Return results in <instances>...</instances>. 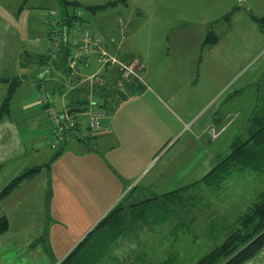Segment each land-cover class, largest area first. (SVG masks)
<instances>
[{
  "label": "crops",
  "instance_id": "obj_1",
  "mask_svg": "<svg viewBox=\"0 0 264 264\" xmlns=\"http://www.w3.org/2000/svg\"><path fill=\"white\" fill-rule=\"evenodd\" d=\"M33 1L0 0V4H14L15 9L20 4H22L21 8H23L25 4L33 3ZM43 1L49 0H36V4L39 5ZM75 1L86 6H92L114 0H101V2ZM170 1L163 0L162 10L145 16L142 23H137L138 16L135 19L134 13L131 12L126 20L125 18H119L117 25H109L108 34L96 32L103 34L107 38V49L109 52L116 53L124 61L137 58L142 62L143 69L141 70L140 80L135 79L128 82L120 81L118 69L101 67V70L99 68L96 71L107 80V84L105 87L94 89L93 95L100 100H110L112 102L118 100L117 94H120L124 100L117 112H111L103 106L108 113L106 124L94 132L90 131L91 138L92 140L94 139L97 147L88 146V149L79 151L77 157H84L85 159L81 163H87V161L91 162L102 156V162H93L96 165L91 164L88 167L90 172L93 170L99 171V166L102 169H109L107 174H114L117 182L121 179H128L130 185L128 189L131 190H133L138 179H143L145 190L150 193V195H144V197H151L132 203L129 206L122 204L127 207V216L132 218L125 222V226L137 229L134 230L136 231L134 243L138 245V250L135 252L129 251L130 253L121 252L119 247L124 242L123 240L129 231L121 233L113 242L109 254L100 264H105V261L108 262L107 264H121V261L125 260H129V262L134 260L150 261V258L145 255L147 253L145 249L148 252H153L152 244L158 245V248H155L157 252H162L163 250L168 252L169 248L179 247V243L187 235L192 237V242L189 241L186 248L190 253L181 255V257L191 258L192 254H200L201 256L203 252L199 251L197 247H189L200 243L197 239V230L208 236L206 248L212 250L226 239L229 230L237 224L239 217L244 214L250 205V203H246L240 207L241 211L234 223H230L228 216L224 217L219 214L218 216L217 214L205 216L203 217L205 221L201 223L195 215L198 212L197 209L191 206L195 192L190 193L183 186L196 185V190H202L204 186H208L209 189L213 187L217 190H225L226 180L230 177V174L217 170V167L231 153L232 144L237 141L242 142L247 137H235L233 143H230L228 152L227 143L222 144L220 140L227 135L232 126L240 124L237 119L242 115H246L249 112V116H251L255 111L264 109V88L262 84H254L253 89H250L251 92H247V96L245 91L247 86L240 85L232 90L233 85H231L229 77L226 80L224 79L222 91L216 92L213 88L203 92L196 87L199 81L197 77L200 68L205 64H210V56L219 55L222 51L221 48H224L226 43L236 42L239 45L241 44L242 40L238 36L249 19L253 22L257 32H263L259 22L253 18L257 17V14L253 15L252 12L242 8L243 3L239 4V0H186L184 2L183 0H172L175 8L172 7ZM130 2L133 3L134 0H126V2H121L109 9L117 8L119 5L127 7ZM243 2L253 6L249 0H243ZM108 11L107 9L93 15L98 16L100 14L98 18L101 20L105 16L103 15L104 12ZM228 14H231V19L225 21L224 17ZM10 15L0 13V104L5 98L4 95H7L12 80L19 79L20 83L13 95L15 101L10 109L12 115L21 117V124L17 127L19 140L15 142L18 154L16 158L17 165L14 168L18 172L10 179V182L29 169L40 168L41 170L24 181L18 189L5 198L0 203L2 207L12 204L17 199L11 196L16 191L19 192L24 183L34 181L39 177L42 181L43 168L48 161L44 160V150L40 148V145L48 143V140L52 141L54 133L45 107L40 104L41 93L44 91L49 95L52 102L57 101L63 105H71L75 109L81 110V112L77 113V117L79 115L78 120L80 119L81 121L80 127H83V123L87 118L84 113L90 104L87 101L90 88L80 79L81 75H77L74 78L71 77L70 66H67L68 69L65 72L64 64L62 65L59 61L56 62L57 64H49L44 62V60L42 61L41 58L43 56L45 58L48 57V49L44 53H40L36 45L29 42L18 26L8 21V16ZM257 18L259 19V17ZM206 23H214L215 25L214 27L211 25L209 28L206 27ZM211 32L219 37V41L216 44L204 45ZM111 40L113 41L110 42ZM43 42L41 43L42 46L44 45ZM44 43L45 45L49 44L47 41ZM163 46L169 52L174 53L163 56ZM122 51H124V54H122ZM9 52L16 54L9 61H6V54ZM126 57L133 58L128 59ZM164 57L167 60L176 62L180 68H187L186 73L191 77L187 82V89H189H186L187 91L183 93L184 98L182 100L180 99L181 93L168 91L163 96V70L160 67H163ZM240 59L242 60L241 55ZM2 62H4V65ZM235 66L241 67L242 62L238 65L235 64ZM8 67L10 70L7 69ZM61 68H63V71H60ZM78 69L86 73L91 70L90 65L79 66ZM96 72L94 74H97ZM94 74L90 73L87 76ZM49 77L54 80L51 84L47 83ZM153 83L158 85L159 94H156L149 87H153L151 85ZM141 88H145V90L140 92ZM225 88L229 90L226 98L217 107L213 108L215 105L213 102L220 101L224 96L222 92ZM245 96V100H247L245 102L246 107L241 101ZM174 100H180L182 106L179 103H174ZM167 101H172L175 107H168ZM211 109V113L198 125V129L192 131V137L202 141L201 149L198 150L197 148L195 151V146L193 147L194 144H192L194 143L193 140H189L181 147V150L189 152V155L180 159L175 154L163 167V155L157 159L159 153L163 151V129H166L169 125L176 127V124H179L180 128H176L175 136H177L181 133L183 127L190 124L194 126V121L198 115H205ZM9 116L1 125L6 124V127L3 130L0 129V150L4 152L13 144L10 143L9 146L7 144V134L10 131L7 125H16V122L11 120ZM175 116L178 121L173 119ZM232 116L234 118L238 116L233 123H231ZM76 139L80 143L83 142L81 138ZM179 140L170 147V151L179 144ZM123 142L132 143L126 145L119 159L113 158L123 146ZM53 144L54 142L52 141ZM62 144H60V148ZM100 146L108 151L103 154L100 153ZM216 160L218 161L217 164H215ZM155 161L158 165L156 173L152 177L142 178L143 174ZM0 166H2L1 163ZM120 166H122L121 169ZM1 170L2 167L0 168ZM217 174L222 177V182L218 184L215 183ZM163 178L165 180L168 179V182L164 185ZM123 190L120 188L116 192H123ZM171 193L174 194L175 200L167 205H161L160 203L142 205V203L147 201H163L158 198ZM42 194L45 198L46 192L44 191ZM180 199L184 201L182 202L183 204H181ZM47 202L45 198V203L47 204ZM188 203L191 205H186ZM119 204L121 203H117L115 206ZM149 206L151 209H149ZM175 207L183 209L185 218L192 223L191 228L186 223L175 221L176 218L173 216V208ZM111 210L104 213L102 218H100L101 215L97 218V220L100 219L98 223L90 229L79 243L87 237ZM0 212L2 216L9 218L7 210H1V206ZM2 235L4 234H0V236ZM42 237L44 236L34 238L29 246L34 248ZM79 243L57 264L65 260ZM175 245L177 246L175 247ZM165 258L169 260V258L174 257L168 258L167 253ZM144 264L146 263L144 262ZM242 264H264V247L254 257Z\"/></svg>",
  "mask_w": 264,
  "mask_h": 264
},
{
  "label": "rangeland",
  "instance_id": "obj_2",
  "mask_svg": "<svg viewBox=\"0 0 264 264\" xmlns=\"http://www.w3.org/2000/svg\"><path fill=\"white\" fill-rule=\"evenodd\" d=\"M184 1L186 0H183V2ZM250 1L253 6L247 2L244 4L243 0H239V4L243 3L242 8L252 12L253 15L257 14L256 16L259 18H264V0H249V2ZM86 2H101V0H88ZM170 2L172 7L175 8L173 1L171 0ZM17 7L14 9V4H0V13L3 15L11 14L8 16V21L17 25L29 42L36 45L40 53H44L48 49L47 56L50 58L49 52L53 45L51 42L52 40H50L53 30L51 23L53 20V13L56 15L59 13L56 1H43L38 5L36 4V0H34L33 3L25 4L23 8H21L22 4ZM162 8L163 0H134V2H130L127 7L119 5L117 8L108 9L109 11L104 12L103 15L105 16H103L104 18H101V20L98 18L100 14L95 16L88 13L84 18L85 25L84 23L82 24L83 28L88 26L86 29L93 33L103 32L108 34L109 25H117L119 18H125L126 20L131 12L134 13L135 19L138 16L137 23H142L145 16L156 11H161ZM211 25L214 27L215 24L206 23V27L210 28ZM238 38L242 40L240 45L236 42L226 43L224 48H221L222 51L219 55L216 54L215 57L210 56L211 60L209 65L205 64L200 68L197 77L199 81L196 85L198 89L203 92L212 90L213 88L216 92L222 91L224 79L226 80L227 77L230 78L231 85H233L232 90L240 85L247 86L245 90L246 96L247 92H251L250 89H253L254 84H262L264 88V33L260 31L257 32L253 22L249 19ZM231 39L233 40L232 36ZM43 41H47L49 44L45 45ZM112 41L113 40L110 42ZM42 42L44 44L43 46L41 44ZM173 53L174 52H169L168 49L163 46V56L172 55ZM15 54L16 53H7L5 58L6 61H9ZM122 54H124V51H122ZM240 55L242 60L240 59ZM126 58L129 59L133 57ZM241 62V67L235 66V64L238 65ZM2 63L4 65V62ZM67 66L68 64H64L63 66V68L66 69L65 72L68 69ZM76 66L79 67L83 65ZM101 66L102 62H99L98 57L94 56L90 63V72L86 73L77 68L78 74H80L81 71V80L90 88L87 101H89L88 103L95 102L101 105L103 104L102 106L107 110L117 112L124 100L120 94H117L118 100L112 102L110 100H100L93 95V90L105 87L107 80L101 75L104 81V83L101 84L99 83L100 80L95 79L92 81L87 75H90V73L94 74L99 68L101 70ZM63 68H61L60 71H63ZM7 69L10 70L9 67ZM160 69L163 70V96H165L168 91L171 93H181L180 99L182 100L184 98L183 93L189 89H187V82L191 78L186 73L187 68H180L176 62L167 60L164 57L163 67H160ZM88 77L90 80H88ZM53 82L54 80L49 77L47 83L51 84ZM151 85L153 87H149L156 94H159L158 85L154 83ZM144 90L145 88H141L140 92ZM228 92L229 90L225 88L222 92L224 96L220 101L216 103L213 102V104H215L213 108L224 101ZM246 96L241 99L245 107V102H247V100H245ZM259 96L261 97L260 94ZM4 97L5 98H3L0 104L1 108L7 96L4 95ZM14 101L15 99L11 98L9 108L13 107ZM54 102L61 104L57 101ZM164 102L166 101L164 100ZM249 102H251V100H249ZM174 103H179V105L182 106L180 100H174ZM174 103H172V101H167L168 107L174 108ZM212 109L205 115H198L194 121V126L190 124L183 127L181 133L177 136H175V134L176 130L180 128L179 124H176V127L169 125L166 129H163V151L159 153L157 158L159 159V157L163 155V167H165L166 162L175 154H177V158L180 159L189 155V152L181 150V147L189 140H193L194 143L192 144H194L193 147L195 146V151L197 148L198 150L201 149L202 141L196 139V137L193 138L192 131L198 129V125L208 117ZM9 114L2 119L0 126L8 116L11 120L16 122V125H7L10 130L7 134V144L8 146L10 143L13 144L6 152L0 150V163L2 165L0 166V168L2 167L0 171V192L10 183V179L18 172L14 168L17 165L16 158L18 154L15 142L19 140L17 127L21 124V117L12 115L11 109ZM84 114L88 116V110H86ZM81 117H83V115H81ZM237 118L238 116L235 118L232 116L231 123L235 122ZM173 119L178 121L176 116ZM196 121L198 122L196 123ZM249 121L250 117L248 112V114L242 115L237 119V122H240V124L232 126L227 132V135L221 138L220 143H227L226 145H228L226 147L227 152L229 151L230 143H233L235 137L240 136L241 138H246L250 136L251 122ZM87 126L88 119L86 118L82 128L89 133L90 137H85L82 143H80L78 139L70 137L68 138L67 144L64 142L61 148L53 147L52 141L54 137H52V141L48 140V143L40 145V148L44 150V160L46 159L48 161L43 168L42 181L39 177L34 181L24 183L22 189L19 192L16 191L11 196L17 198L12 204L4 207L0 204L1 210H7L8 212L10 230L6 234L0 236V264H57L80 242L90 229L98 223L100 219L97 220V218H99L100 215V218H102L103 214L111 210L117 203L129 206L145 198H151L149 196L144 197V195H150V193L146 192L147 190H145L143 179H138L133 190H131L128 189L130 186L128 179H121L117 182L114 174H107L109 169H102L99 166V171L93 170L90 172L88 167L91 164L96 165L93 162H102V156L91 162L87 161V163H81L85 158L82 156L77 157V153L88 149V146L97 147L96 142L91 138V132L96 130L90 132ZM4 127H6V124L1 126L0 129L3 130ZM177 140H179V144L170 151V147ZM131 143L132 142H123V146L113 158L119 159L126 145H130ZM62 148H64L65 151L58 157V153ZM107 151V149H103L101 146L99 147L100 153L103 154ZM56 155L57 157L55 158ZM156 161L152 163L143 174L142 178L152 177L156 173L158 168ZM217 162L216 160L215 164H217ZM121 168L122 166H120V169ZM167 182L168 179L165 180L163 178V185ZM120 188L124 189L123 192H116ZM183 188L190 193L195 192L192 205L190 203L186 205H191L193 208L197 209L198 212H196L195 215L201 223L205 221L203 217L213 214H217V216L219 214L224 217L228 216L230 223H234L241 211V206L246 203L255 204L259 200L258 194L264 188V173L257 174L249 172L248 169L239 168L226 180L225 190H217L213 187L209 189L208 186H204L202 190H196V185L190 187L183 186ZM44 191L46 192V202L48 200L47 204L42 194ZM0 216H2V214ZM173 216L176 218L175 221L186 223L191 228L192 223L189 219L185 218L182 208H173ZM124 217L126 222L132 219L130 216ZM41 223H43V225H41ZM134 230L137 229L132 227L127 228L124 224L122 233L129 232L124 238V242L119 247L121 252L130 253L138 250V245L134 243V236H136V231ZM197 233V239L200 243L194 246L190 245L189 247H197L199 251L205 252L208 250V248H206L208 236L200 230H197ZM42 235L45 236L44 239L37 243L34 248H31L29 244L32 243V240ZM189 241L192 242V237L187 235L181 240L179 247L175 245L176 248H169L168 252L164 250L162 252H157L155 248H158V245L152 244L153 252H148L145 249L147 252L145 255L150 258V261L141 262L142 264H144V262L146 264H161L163 261L162 264H166L168 260L165 256L168 253V258L173 256V260L177 262L173 264H194V262L197 261L195 258H199L200 254H192L191 258L181 257V255H188L187 253H190L189 250L186 249Z\"/></svg>",
  "mask_w": 264,
  "mask_h": 264
},
{
  "label": "trees",
  "instance_id": "obj_3",
  "mask_svg": "<svg viewBox=\"0 0 264 264\" xmlns=\"http://www.w3.org/2000/svg\"><path fill=\"white\" fill-rule=\"evenodd\" d=\"M55 1L59 12V23L67 29H70L75 22L85 24V14L103 12L121 2H126V0H114L101 5L86 6L75 0ZM79 10L83 11L84 16H77L76 11ZM253 18L259 22L261 30L264 33V18ZM224 19L225 21H229L231 19V14L225 16ZM218 41L219 37L211 32L204 45L216 44ZM60 49L61 51L54 60H50L48 57L45 58V56H43L41 60L49 64H57L56 62L59 61L62 65L68 64L69 66L72 51L64 43ZM19 83V79L12 80L11 87L6 95V100L2 108H0V122L10 112L9 102L11 98H13ZM71 107L72 113L77 114L81 112V110L75 109L73 106ZM249 117V122H251L249 138L247 137L242 142H234L231 153L227 155L223 162L217 167V170H222V172L230 174L229 176L235 173L239 168L248 169V171L252 173H264V109L255 111L253 115ZM40 170V168H32L13 179L1 191L0 203L18 189L24 181L39 173ZM219 182H222V177L217 174L215 183L218 184ZM258 196L259 200L255 204H250L247 207L244 214L239 217L237 224L229 230L226 239L221 244L217 245L216 248L201 253V256L194 264H242L254 257L264 247V188L260 191ZM158 199H162L163 201H147L142 203V205L158 203L167 205L169 202L175 200V196L171 193ZM180 202L183 204L182 202L184 201L180 199ZM149 209H151L150 206ZM124 216H127V207L122 204L115 206L60 264H100L109 254L115 239L122 233L123 226L126 222ZM222 229L225 231L224 228ZM8 230V219L5 216H1L0 234H5ZM44 237H42L40 241L43 240ZM107 263L108 262H106V264ZM173 263H176V261H174L173 258H169L166 264ZM121 264H142V262L137 260L129 262V260H125L121 261Z\"/></svg>",
  "mask_w": 264,
  "mask_h": 264
},
{
  "label": "built area",
  "instance_id": "obj_4",
  "mask_svg": "<svg viewBox=\"0 0 264 264\" xmlns=\"http://www.w3.org/2000/svg\"><path fill=\"white\" fill-rule=\"evenodd\" d=\"M77 16H84L83 11H76ZM53 28L52 48L49 52L50 60H54L59 52L63 43L72 51L70 66L71 77H76L78 74L76 65L89 66L93 57L97 56L99 62H102V68L112 67L118 69L120 81H131L139 78L141 70L143 69L142 62L133 58L124 61L119 58L116 53H111L107 49V39L99 33H93L90 30L83 28V24L75 22L70 29L65 28L59 23L58 15L53 13V20L51 23ZM92 81L100 80L99 83L103 84V77L97 73L89 76ZM88 77V80H90ZM81 79V78H80ZM40 104L45 107L48 115L49 123L53 127L54 138L53 147H59L60 144L66 142L68 138H81L89 136L86 130L80 127V119L78 120L77 114L72 113V107L69 105L56 104L52 102L49 95L44 91L40 95ZM88 129L98 130L102 128L107 120L108 113L106 109L98 103H90L88 107Z\"/></svg>",
  "mask_w": 264,
  "mask_h": 264
},
{
  "label": "water",
  "instance_id": "obj_5",
  "mask_svg": "<svg viewBox=\"0 0 264 264\" xmlns=\"http://www.w3.org/2000/svg\"><path fill=\"white\" fill-rule=\"evenodd\" d=\"M63 151H64V148H62V149L59 151L58 155H60Z\"/></svg>",
  "mask_w": 264,
  "mask_h": 264
}]
</instances>
